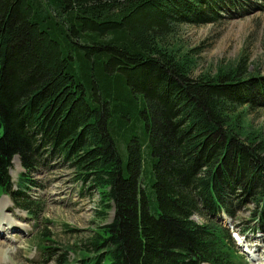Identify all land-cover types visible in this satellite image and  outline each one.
<instances>
[{
    "label": "trees",
    "instance_id": "1",
    "mask_svg": "<svg viewBox=\"0 0 264 264\" xmlns=\"http://www.w3.org/2000/svg\"><path fill=\"white\" fill-rule=\"evenodd\" d=\"M222 1L0 0V196L37 213L30 173L56 158L99 198L85 242L43 247L45 263L239 264L217 217L249 205L264 232V136L247 118L264 73L241 53L194 75L176 38Z\"/></svg>",
    "mask_w": 264,
    "mask_h": 264
},
{
    "label": "rangeland",
    "instance_id": "2",
    "mask_svg": "<svg viewBox=\"0 0 264 264\" xmlns=\"http://www.w3.org/2000/svg\"><path fill=\"white\" fill-rule=\"evenodd\" d=\"M222 3L215 21L179 28L176 38L180 44L194 49L193 74L215 73L218 63H234L241 53L248 56L252 71L263 74L264 0H223ZM262 107L247 118L254 132L261 131L264 136ZM12 162L10 176L16 185L22 168L17 157ZM73 175V170L56 158L30 173L36 186L27 192L39 204L34 215L15 207L8 196H0V264H55L45 263L48 257H44L43 247L67 246L72 250L76 244L85 242L90 230L100 223L96 215L99 198L96 192H88L85 185L76 182ZM251 207L242 208L232 217L220 214L217 219L231 232L239 264H264V232L249 229L254 225L248 223ZM193 218L204 222L196 216ZM43 232L47 240L41 239ZM75 258L74 252L69 253L68 264H80Z\"/></svg>",
    "mask_w": 264,
    "mask_h": 264
},
{
    "label": "bare ground",
    "instance_id": "3",
    "mask_svg": "<svg viewBox=\"0 0 264 264\" xmlns=\"http://www.w3.org/2000/svg\"><path fill=\"white\" fill-rule=\"evenodd\" d=\"M1 224H4L3 222L1 223ZM7 223H5V225H6ZM1 226V225H0ZM0 255H2V252H0Z\"/></svg>",
    "mask_w": 264,
    "mask_h": 264
}]
</instances>
